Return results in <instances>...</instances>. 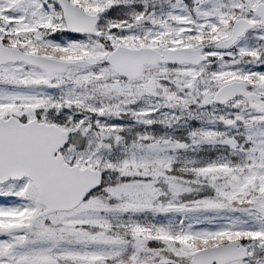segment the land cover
Returning <instances> with one entry per match:
<instances>
[{
	"label": "snow or ice",
	"instance_id": "obj_1",
	"mask_svg": "<svg viewBox=\"0 0 264 264\" xmlns=\"http://www.w3.org/2000/svg\"><path fill=\"white\" fill-rule=\"evenodd\" d=\"M0 264H264V0H0Z\"/></svg>",
	"mask_w": 264,
	"mask_h": 264
}]
</instances>
